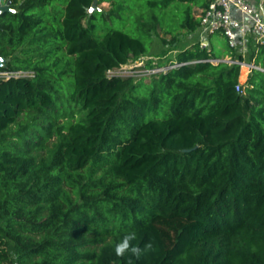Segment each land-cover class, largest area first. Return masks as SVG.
<instances>
[{"label":"trees","instance_id":"obj_1","mask_svg":"<svg viewBox=\"0 0 264 264\" xmlns=\"http://www.w3.org/2000/svg\"><path fill=\"white\" fill-rule=\"evenodd\" d=\"M94 1L0 16V264H264V72L241 85L237 63L264 69V45L199 41L149 83L109 77L159 29L176 50L210 1ZM133 231L152 248L118 256Z\"/></svg>","mask_w":264,"mask_h":264},{"label":"built area","instance_id":"obj_2","mask_svg":"<svg viewBox=\"0 0 264 264\" xmlns=\"http://www.w3.org/2000/svg\"><path fill=\"white\" fill-rule=\"evenodd\" d=\"M209 6L201 11L199 18L201 21L200 44L202 49H207L209 43L207 37L220 34L222 35L229 47L240 49L242 55L247 53V45L249 38L255 39L256 45H264V0H259L258 5H253L246 0H209ZM140 67H145L142 72L151 77L159 73H165L171 69L183 66L184 64H172L160 66L155 63L148 68L143 66L142 59H139ZM206 62V61H205ZM210 62L218 63L219 60H211ZM131 63V62H129ZM128 63V64H129ZM195 63V62H192ZM239 63L241 66L246 65L249 69H257L264 72V69L254 64ZM114 68L108 71L109 77L133 76L127 71V65ZM7 73H0L1 77L7 76ZM242 85V84H241ZM241 85L237 87V91L241 92Z\"/></svg>","mask_w":264,"mask_h":264},{"label":"rangeland","instance_id":"obj_3","mask_svg":"<svg viewBox=\"0 0 264 264\" xmlns=\"http://www.w3.org/2000/svg\"><path fill=\"white\" fill-rule=\"evenodd\" d=\"M0 2L3 6H5L8 0H0ZM97 9L100 12H106L111 9V6L106 2L101 4H98L97 2ZM196 17H198L197 13ZM178 38V42L176 43V50H171V46L168 43L166 44L164 42V39L171 42L172 36L166 35L164 31L159 29V36L154 37L149 54L146 57L142 58L143 66L147 65L148 62H152V64L155 63L156 65L160 66L168 65L170 62L176 59L177 54L199 42L200 32L197 31L192 35L183 33ZM209 39L212 47L217 53H221L222 51H224L225 47L227 46L226 39L220 35L211 36ZM140 63L142 62L139 60L131 61V63L126 66V69L127 71L132 73L136 80L144 79L146 83H149L150 77L142 72L143 70H145V67H140ZM167 112L168 109L163 103L157 113L148 114L145 117L146 119H162L167 116Z\"/></svg>","mask_w":264,"mask_h":264},{"label":"clouds","instance_id":"obj_4","mask_svg":"<svg viewBox=\"0 0 264 264\" xmlns=\"http://www.w3.org/2000/svg\"><path fill=\"white\" fill-rule=\"evenodd\" d=\"M136 232H128L125 234L116 244H115V253L120 256L124 255L126 252H131L135 256L139 257L142 253L147 252L152 248L151 242H146L141 248L138 244L133 242L137 240Z\"/></svg>","mask_w":264,"mask_h":264},{"label":"water","instance_id":"obj_5","mask_svg":"<svg viewBox=\"0 0 264 264\" xmlns=\"http://www.w3.org/2000/svg\"><path fill=\"white\" fill-rule=\"evenodd\" d=\"M97 2H98L97 0L94 1L91 9L89 10V13L90 14H92L95 11H98V9H97ZM10 6H11V2H7V4L5 6H3L1 4V2H0V16L2 14H4V13H7V12L12 11L11 8H10ZM225 61H231V60H225ZM4 64H5V59H3L2 57H0V67L1 66H4Z\"/></svg>","mask_w":264,"mask_h":264},{"label":"crops","instance_id":"obj_6","mask_svg":"<svg viewBox=\"0 0 264 264\" xmlns=\"http://www.w3.org/2000/svg\"><path fill=\"white\" fill-rule=\"evenodd\" d=\"M246 1L250 2V3L253 4V5H258V3H259V0H246ZM216 35H220V34H216ZM213 36H214V35H213ZM220 36H222V35H220ZM210 37H211V36H210ZM210 37H207V41H208V43H209V46H210V39H209ZM222 37H223V36H222ZM200 39H201V36H200ZM199 41H200V40H199ZM245 67L247 68L246 75L243 73V69H244ZM250 73H251V69H249L248 66L243 65L242 68H241V75H240V83H241L242 85L245 84V83L247 82Z\"/></svg>","mask_w":264,"mask_h":264},{"label":"bare ground","instance_id":"obj_7","mask_svg":"<svg viewBox=\"0 0 264 264\" xmlns=\"http://www.w3.org/2000/svg\"><path fill=\"white\" fill-rule=\"evenodd\" d=\"M246 71H247V68L245 67L244 69H243V73L246 75Z\"/></svg>","mask_w":264,"mask_h":264}]
</instances>
